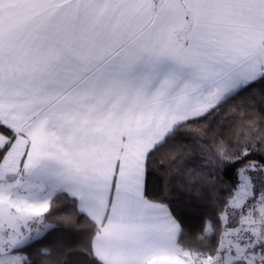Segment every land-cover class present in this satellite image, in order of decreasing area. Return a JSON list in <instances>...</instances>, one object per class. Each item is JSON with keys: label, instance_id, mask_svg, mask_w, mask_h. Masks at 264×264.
<instances>
[{"label": "snow or ice", "instance_id": "snow-or-ice-1", "mask_svg": "<svg viewBox=\"0 0 264 264\" xmlns=\"http://www.w3.org/2000/svg\"><path fill=\"white\" fill-rule=\"evenodd\" d=\"M71 256L264 264V0H0V264Z\"/></svg>", "mask_w": 264, "mask_h": 264}, {"label": "trees", "instance_id": "trees-1", "mask_svg": "<svg viewBox=\"0 0 264 264\" xmlns=\"http://www.w3.org/2000/svg\"><path fill=\"white\" fill-rule=\"evenodd\" d=\"M227 116H231V113H227ZM149 186L152 191L156 190V181L154 178H150L149 180ZM177 214L180 216V218L183 221L185 229H195L200 226L201 221L199 218L196 216L194 212H186L183 210H178ZM63 232V229L60 230V232H57L54 234L51 239L56 238V236L60 235V233ZM81 258L77 256H71L69 257L70 264H78L79 260Z\"/></svg>", "mask_w": 264, "mask_h": 264}]
</instances>
